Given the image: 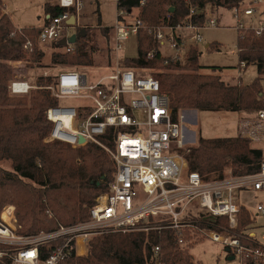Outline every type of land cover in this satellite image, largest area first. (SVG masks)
Masks as SVG:
<instances>
[{
    "label": "built area",
    "instance_id": "2783aa9c",
    "mask_svg": "<svg viewBox=\"0 0 264 264\" xmlns=\"http://www.w3.org/2000/svg\"><path fill=\"white\" fill-rule=\"evenodd\" d=\"M116 1L121 5L113 27L117 65L92 81L82 70L62 68L55 82L46 87L59 104L46 111L52 128L45 141H62L73 147L87 142L99 145L115 164L109 190L96 200L86 219L33 234L19 233L14 206L10 219L3 217L11 205L6 206L0 215V245L5 246L0 249V259L8 258L12 264H65L72 256L88 257L91 239L104 233L171 230L178 246L188 251L194 240L204 237L223 243L228 260L236 264H264V233H258L254 226L240 228V193L264 190V160L259 171L244 175L205 176L188 171L186 161L178 155V150L187 145L184 112L175 119L159 80L139 73L141 68L122 63L124 43L138 36L141 29L148 30L156 44L148 58L158 52L166 56L161 49L169 47L177 53L167 57L181 61V52L185 57L191 46L203 41L202 28L193 21L150 26L136 13L146 0H137L139 5L130 9L122 6L126 0ZM53 3L65 11L59 16H46L50 20L43 24L37 38L42 44L69 39L74 34L68 35L77 22L76 13L84 7L83 0ZM241 10L246 16L256 12L254 8L236 7L237 18ZM196 13L193 8L190 16ZM240 20L238 25L244 27ZM216 26V18L209 17L205 27ZM256 29L261 34L264 24ZM66 47L73 50V44ZM24 48L33 52V41L28 39ZM241 65L246 66L244 62ZM35 87L19 78L9 89L13 94H26ZM63 99H72L74 105H62ZM261 99L264 101V93ZM239 135L264 145V107L254 118L240 123ZM256 210L264 214V205L257 203ZM151 252L157 264H164L160 244H153Z\"/></svg>",
    "mask_w": 264,
    "mask_h": 264
},
{
    "label": "trees",
    "instance_id": "16d2710c",
    "mask_svg": "<svg viewBox=\"0 0 264 264\" xmlns=\"http://www.w3.org/2000/svg\"><path fill=\"white\" fill-rule=\"evenodd\" d=\"M242 1L146 0L140 9V17L150 26L162 23L177 26L193 21L204 28L209 19L208 5L234 9L240 7ZM138 5L137 0L122 3L127 9ZM120 6L117 4V8ZM193 8L197 13L190 16ZM64 11L65 8L46 1L45 23L49 22L50 17L59 16ZM42 26L18 27L12 16L4 12L0 0V183L17 194L19 203L15 213L21 225L20 232L27 234L86 219L96 197L109 190L116 170L112 159L95 143L87 142L74 149L62 141L45 142L52 128L46 111L50 106L59 104L49 89H31L29 96L10 95L8 87L14 79L10 62L28 59L40 67L43 63L46 52L37 45ZM78 32L73 50H66L63 42L52 43V63L43 67L92 65V55L97 51L94 42L97 34L106 39L114 37L113 27H87ZM137 37L138 56L127 57L126 67L141 68L142 72L139 73L159 80L162 92L170 99L175 119L184 110L255 113L264 107V101L260 98L264 92V31L258 34L255 27L238 28V66L244 62L246 66L256 65L258 70V76L241 85H229L219 74L202 73L200 45L191 46L182 63L162 56L160 52L148 58L147 54L156 47L153 35L141 29ZM28 39L34 43L31 53L24 48ZM220 48L218 42H212L207 50ZM211 68L216 71L222 67ZM150 69L152 71L148 72ZM55 78L53 74L46 77L40 75L36 83L38 86H48L55 82ZM185 158L188 171H198L205 176L218 173L224 177L226 171L232 175H244L259 171L264 160V149L251 147L250 140L240 135H200L196 144L189 147ZM3 162H11L12 169L4 168ZM9 200L8 192L0 187V212ZM12 207H8L3 214L6 220L10 219ZM48 210L54 216L50 217ZM252 223L250 213L241 206L240 228L251 227ZM153 244L162 246L161 260L165 264H203L195 261L188 250L178 246L171 230L152 231L149 234L141 231L104 233L91 239L88 257L72 256L65 264H157V260L152 258ZM0 264L12 262L4 258L0 259Z\"/></svg>",
    "mask_w": 264,
    "mask_h": 264
},
{
    "label": "rangeland",
    "instance_id": "374dc122",
    "mask_svg": "<svg viewBox=\"0 0 264 264\" xmlns=\"http://www.w3.org/2000/svg\"><path fill=\"white\" fill-rule=\"evenodd\" d=\"M48 0H2L4 6V12L10 14L14 23L18 27L22 26H31V25H42L45 18V3ZM55 0H49L53 3ZM84 7L79 12L76 13L77 22L73 24L74 29H70L68 35L74 33H79L80 29L86 30L87 27H114L117 21V1L116 0H83ZM240 8L248 9L254 8L255 13L253 16H246L241 10L239 18L234 15V9H228L225 7H213L212 5L207 6V12L209 17H214L217 20V26L215 28L204 27L201 30L203 35V41L200 46L202 49V56L200 62L203 65L201 72L202 73H213L221 75V78L227 80L229 85H233L236 81L240 80L239 77H243L244 81L247 82L252 78L257 76V66L249 65L246 69H243L239 65L238 59V48H237V36L238 28H247L253 27L258 24L259 19L264 21V0H243ZM9 10V11H8ZM136 13L140 15V9ZM135 13V14H136ZM240 21L243 22L244 27H240ZM264 24V23H263ZM261 25V22H260ZM260 27V26H258ZM95 43L97 45V51L92 55L93 64L87 66H55L52 68L43 67V65H51L50 54L53 48L51 44H42L37 39V45L40 49H43L46 52V55L43 58V63L41 67L38 63H34L31 60H16L10 62L13 67L14 79H23L29 83L36 86L33 89L46 88L47 86H38L37 79L40 75H43L45 71L50 74L55 75L62 68H75L77 70H82L83 73L87 74L90 80H95L102 75H104L108 67L117 65L114 47V38L106 39L102 35L95 37ZM112 40V41H111ZM219 42L220 50H207L206 44L212 42ZM112 47V49L110 48ZM163 55L174 56L176 55V50L169 47H163L161 49ZM31 53V52H29ZM121 56L124 57L123 64L126 65L127 57H136L138 56V37H132L130 40L124 43V49L120 52ZM180 60L183 63L185 60L184 53L179 54ZM212 66H221V69L214 71ZM140 71V70H139ZM152 70H148L151 72ZM142 72V71H140ZM144 72V71H143ZM147 72V71H146ZM46 75V76H48ZM45 76V75H43ZM45 76V77H46ZM55 80V79H54ZM226 82V81H225ZM264 88V80L262 82ZM49 86V85H48ZM9 88V87H8ZM31 91V90H30ZM9 93L12 96H26L30 94H13L10 89ZM261 98V97H260ZM61 104L65 106L74 105L72 99H63ZM257 112V111H256ZM256 112H245V111H199V110H187L185 115L184 125L186 126V147L178 150V155H180L187 163L188 161L185 158V154L189 152V147L196 144L200 135L206 137H218V136H236L238 127L240 123H244L246 118L252 119L256 116ZM239 135V133L237 134ZM249 140V139H248ZM46 142V141H45ZM250 146L254 148H263L264 145L250 141ZM73 147V146H72ZM188 147V148H187ZM74 149L78 147H73ZM104 150V149H103ZM107 156L108 153L104 150ZM2 166L6 169H12L11 162H3ZM226 176L232 175L231 172L226 171ZM36 185V184H34ZM0 187L4 188L10 196V202L5 205L2 211L8 205H13L14 208L19 203L17 194L13 193L8 187L0 183ZM99 194L96 197V200L102 195ZM240 202H242L251 213L255 214L256 204L258 202L264 203V192H251V193H240ZM1 211V212H2ZM0 212V215H1ZM47 213L50 217L54 214L48 210ZM16 216V213H15ZM17 218V216H16ZM18 221V219H17ZM264 225V216L261 215L257 217L255 226ZM58 227V226H57ZM21 225L18 223V230L21 234H27L20 232ZM45 229H38L36 232H39ZM33 234V233H31ZM192 249L189 250V254L194 257L195 261H200L203 264H236L235 261H230L227 258L226 247L223 243L217 242L211 239H206L200 237L193 241L191 244ZM5 248L4 245H0V249ZM81 253V252H80ZM86 257V256H81ZM162 261V260H161ZM163 262V261H162ZM165 264V263H164Z\"/></svg>",
    "mask_w": 264,
    "mask_h": 264
},
{
    "label": "crops",
    "instance_id": "0c3cea01",
    "mask_svg": "<svg viewBox=\"0 0 264 264\" xmlns=\"http://www.w3.org/2000/svg\"><path fill=\"white\" fill-rule=\"evenodd\" d=\"M9 11V10H8ZM252 16V15H251ZM260 22H261V25L264 23V21L262 20V19H259V22H258V24H256V25H254L253 27H255V28H257L258 26H260ZM45 23V18H44V22H43V24ZM42 24V25H43ZM37 26V25H36ZM40 26V25H39ZM22 27H24V26H22ZM215 42H217V41H215ZM219 43V42H218ZM220 44V43H219ZM209 45H210V43H208V44H206V48L207 47H209ZM243 69H246L247 68V66H242V65H240ZM253 66H256V65H253ZM221 76V75H220ZM257 76H258V70H257ZM240 78V80H238V81H236L235 83H232L233 85L234 84H238V85H241V84H247L249 81H247V82H245L244 81V79H243V77L241 76V77H239ZM255 78V77H254ZM254 78H252V79H254ZM251 79V80H252ZM224 80V79H223ZM264 80V79H263ZM224 81H226V83H227V80H224ZM263 82V81H262ZM229 84V83H228ZM264 93V92H263ZM187 110H184V114H186L185 112H186ZM239 133V127H238V130H237V133L235 134V135H237ZM185 135H186V132H185ZM204 137H206V136H204ZM259 192H264V190L263 191H259ZM258 203H262L263 205H264V203L263 202H258ZM241 204H242V206H244L247 210H248V212L250 213V216H251V218L253 219V223L251 224L252 226H254L255 227V229H256V231L258 232V233H260V234H262V233H264V225H260L259 224V226H255V222L257 221V217H260L261 215H263L264 216V214H262V213H260V212H258L257 210H256V207H255V210H256V213L255 214H253V213H251L250 211H249V209L241 202ZM257 205V204H256Z\"/></svg>",
    "mask_w": 264,
    "mask_h": 264
},
{
    "label": "water",
    "instance_id": "95a60500",
    "mask_svg": "<svg viewBox=\"0 0 264 264\" xmlns=\"http://www.w3.org/2000/svg\"><path fill=\"white\" fill-rule=\"evenodd\" d=\"M172 10H173V8L170 9V11H172ZM72 20H73V19H72ZM72 23H74V22L72 21ZM78 37H79V34L74 33L69 39H65V40H63L62 42H63L65 45L73 44V43H75V42L77 41ZM84 141H85L84 138H80V140H79L80 143H84ZM230 259H232V257H230Z\"/></svg>",
    "mask_w": 264,
    "mask_h": 264
},
{
    "label": "bare ground",
    "instance_id": "6f19581e",
    "mask_svg": "<svg viewBox=\"0 0 264 264\" xmlns=\"http://www.w3.org/2000/svg\"><path fill=\"white\" fill-rule=\"evenodd\" d=\"M81 248V247H80Z\"/></svg>",
    "mask_w": 264,
    "mask_h": 264
},
{
    "label": "flooded vegetation",
    "instance_id": "af4514ba",
    "mask_svg": "<svg viewBox=\"0 0 264 264\" xmlns=\"http://www.w3.org/2000/svg\"><path fill=\"white\" fill-rule=\"evenodd\" d=\"M78 34V33H77Z\"/></svg>",
    "mask_w": 264,
    "mask_h": 264
}]
</instances>
